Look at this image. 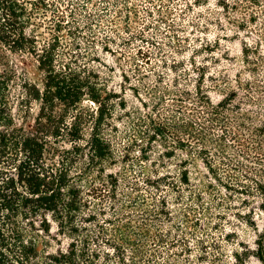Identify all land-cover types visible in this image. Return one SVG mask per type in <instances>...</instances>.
<instances>
[{"label":"rangeland","instance_id":"374dc122","mask_svg":"<svg viewBox=\"0 0 264 264\" xmlns=\"http://www.w3.org/2000/svg\"><path fill=\"white\" fill-rule=\"evenodd\" d=\"M259 1L260 5L249 0H71L82 32L79 45L66 38L64 61L79 71L87 85L102 88L107 101L113 103L112 114L102 126L103 136L111 139L113 158L95 164L88 147L77 151L69 135L53 136L72 120L73 113L59 101L45 111L46 105L34 98L44 82L37 58L0 44V70L11 79L14 122L29 134L48 135L49 162L63 155L71 157L74 173L80 172L85 189L113 174L119 179L116 202L124 211H130L125 207L129 196H147L149 208L155 209L161 197H168L172 215L157 221L164 242L145 248L154 259L146 264H264L256 243L264 229V213L258 209L261 199L252 200L251 208H245L242 198L226 192L200 158L179 148L173 137H154L159 123L175 132L180 111L191 108L185 91L196 95V85L214 104L236 92L235 105L241 104L244 111H263L249 104V96H256L255 88L247 91L237 82L264 79L263 63H248L243 54L246 45L263 42L264 0ZM139 33L142 39H134ZM259 48L264 55L262 43ZM139 49L149 57L143 58ZM85 89L90 90L89 86ZM80 107L86 117L87 139L93 126L87 117L96 113L98 105L85 96ZM52 109L54 119L50 120ZM186 170L189 185L180 181ZM158 174L169 178L160 181L161 188L156 189ZM170 182H176L179 189L170 190ZM113 201L110 196L103 201L95 199L88 213L99 214L104 208L106 217H113ZM249 209H255L256 214ZM104 217L99 215L101 220ZM41 221L37 218L35 223L39 249L52 253L66 250L67 236L51 220L50 231H43ZM102 248L114 261L113 248Z\"/></svg>","mask_w":264,"mask_h":264},{"label":"trees","instance_id":"16d2710c","mask_svg":"<svg viewBox=\"0 0 264 264\" xmlns=\"http://www.w3.org/2000/svg\"><path fill=\"white\" fill-rule=\"evenodd\" d=\"M249 1L260 5L259 0ZM76 14L71 0H0V44L13 52L30 53L37 58L44 82L42 89H36L34 98L46 105L45 111L59 101L73 113L72 120L58 128L53 136L58 139L69 135L77 151L88 147L95 164L113 158L111 139L104 137L102 130L105 118L112 114L113 103L107 101L102 88L87 85L79 71L64 61L68 48L66 38L80 44L77 39L82 30ZM255 17L252 20L256 21ZM261 24L264 25V17ZM142 36L139 33L133 37L137 40ZM262 40L256 41V46L243 47V54L248 63L258 65L261 61L264 73V55L259 48L261 43L264 45V35ZM139 50L143 58L149 57V53ZM253 71H257L255 66ZM202 76L205 78L206 73ZM237 82L239 88L247 91L255 88L256 96H249V104L263 111H244L241 104L235 105L236 92L214 104L202 87L196 85V95L185 91L191 108L188 112L180 111L175 132L159 123L154 137L163 140L173 137L179 148L203 161L226 192L242 198L245 208H251L252 200L260 198L258 209L264 213V79ZM88 86L90 90L86 92ZM10 87L11 79L0 70V264H146L154 261L152 253L148 254L145 248L164 242L157 221L172 215L168 197H161L155 209L149 208L147 196H129L125 207L130 211H124L116 202L119 179L113 174L99 185L85 189L80 172L74 173L71 157L63 155L60 160L49 162L48 135L29 134L15 124ZM85 96L98 105L96 113L87 117L93 124L87 139L86 117L80 107ZM49 114L48 119L53 120L54 109ZM168 178L158 174L154 188H161L160 181ZM151 181L146 182L152 185ZM180 181L190 184L187 170L181 173ZM168 187L172 191L179 189L176 182L168 183ZM107 196L114 198L113 217H106L104 208H100L99 214L88 213L93 200L103 201ZM249 210L256 214L255 209ZM100 214L105 215L102 220ZM37 218H42L43 231H50L51 220L67 236L66 250L52 253L39 249L35 232ZM253 225L257 226L255 221ZM256 243L258 258L263 261L264 229ZM107 246L116 253L115 262L109 251H103L102 247ZM127 247L130 257H127Z\"/></svg>","mask_w":264,"mask_h":264}]
</instances>
